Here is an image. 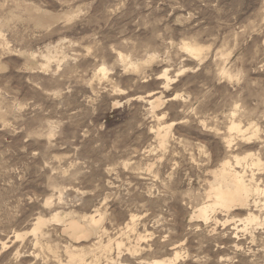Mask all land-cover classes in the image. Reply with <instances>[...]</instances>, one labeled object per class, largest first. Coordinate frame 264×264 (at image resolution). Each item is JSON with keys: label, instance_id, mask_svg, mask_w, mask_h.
Returning <instances> with one entry per match:
<instances>
[{"label": "rangeland", "instance_id": "rangeland-1", "mask_svg": "<svg viewBox=\"0 0 264 264\" xmlns=\"http://www.w3.org/2000/svg\"><path fill=\"white\" fill-rule=\"evenodd\" d=\"M226 160L261 195L191 221ZM262 189L264 0H0V264L98 240L116 264H264ZM56 213L103 215L101 237L75 243Z\"/></svg>", "mask_w": 264, "mask_h": 264}, {"label": "bare ground", "instance_id": "bare-ground-1", "mask_svg": "<svg viewBox=\"0 0 264 264\" xmlns=\"http://www.w3.org/2000/svg\"><path fill=\"white\" fill-rule=\"evenodd\" d=\"M182 48H183V46H182ZM184 48H186L193 55L194 54H197V53L199 54L200 53V50H201L200 49V46L198 47V46L191 45V44L185 45ZM50 56H52V55H50ZM123 56H124V54H123ZM50 58H52V57H50ZM47 59H49V58H47ZM123 59H124V57H123ZM47 61H50V60H47ZM162 75H163V73H162ZM163 76H165L166 83L168 84L171 81V79H170L169 75L167 74V72H165ZM148 101H150L151 107L153 109L154 108L156 109V107H158L162 103L161 102L162 99H161L160 96L151 97V98L148 99ZM153 112H154V110H153ZM153 114H155V113H153ZM231 124H232L231 129L233 131L236 130L238 132H243V129H242L241 125H239L238 123H235V122H233ZM168 127L169 126H167V128ZM168 129H170V127ZM168 129L166 131H164V132L160 131V129H159V132H158V135L160 136V142L163 145H165V142H166V138H167L168 131H169ZM252 133H254V132H252ZM252 135H254V134H252ZM159 136H157V138ZM236 159H237V164H239V165H241L243 163V161L247 160L245 157L244 158H241L239 156L236 157ZM243 170L242 171L237 170L230 163V161H228V160L223 161L222 164L220 165V167H218L216 170L213 171V180H211L210 189L208 188L209 189V192L206 194L207 195V200H205V202L203 201V203L194 211V214L192 215V217H191L190 220L191 221H193V220H199V221H203V223H205V224H208L211 220L219 221L217 219V217H216V214H217V212L219 210L229 212V211H231L232 209H235V208H244V207L249 206V203H250L251 198H252L251 196H253L254 194H258L260 192V189L257 188L256 186H254L255 184L254 185L252 184L253 183V180H255V177L256 176L254 177V175L251 174L252 177L249 178V179H247V175L245 174L246 172H243ZM247 174H249V173H247ZM262 190H264V189H262ZM258 201H260V200H258ZM260 204H261V202H260ZM256 205H258V204H256ZM259 210H260V208H259ZM66 215L67 216L68 215L69 216H73L72 214H69V213L68 214L65 213L64 215H63V213H56L54 216H52L51 219L52 220H55L54 221L55 223L56 222L57 223L58 222L61 223L62 228H63V232L62 233H64L65 236H68L71 240L75 241V243H78L81 240H90V238H92V237H94V238H98V236H99V238L101 237L100 233H102L101 232L102 231V223H103L102 222V219H104L103 218V215H100L99 219H97L95 217V215H92V214H84L80 218H73L72 220H64L63 219V216H66ZM246 219H247V222H249V223L258 222V216H256L255 214L253 215V213H252V215L249 218H246ZM246 219H245V221H246ZM227 220H225V222ZM49 221H50L49 219H47V218H45L43 216H38L37 219L35 220L33 226H32V230H31L32 233H34L35 235H37L38 233H41L43 231L44 226L47 225V223ZM51 222L53 223V221H51ZM225 222L222 223V224H226ZM259 226L261 227V225H259ZM132 228L134 229V227H132ZM236 229H238V228H236ZM213 231H214V229H213ZM248 231L246 230L245 232H248ZM245 232H244V234H245ZM25 234H27V232L24 233V234L18 233L17 234V238L18 237H22ZM46 234H48V233H46ZM49 234H51V233H49ZM251 234H253V233H251ZM144 238H146V235H145ZM250 238H251V236H250ZM49 239H50V237H49ZM38 241H40V240H38ZM38 241H37V243H39ZM110 241H108V242H110ZM101 243H102V240H98V241H96L92 245L93 248L90 247L89 249L84 248V247L79 249V247H77V246L75 247L74 245H72V243L71 244H67L65 246V252H66V254L68 255V258H69L68 261L67 262H62V261L58 260V261H60L59 263H53V264H101L102 263L101 262V259L103 258L102 256H104V255L106 256L105 258L107 259L106 264H116V261L117 260L115 261L114 258H112L113 256L112 257H109V256L106 255L107 252H111L113 250L112 249V246H111V243L110 244H107L106 243L105 245H100ZM235 245L239 248V246L237 244H235ZM3 246H5V242L3 243ZM122 246H123L122 242H119L118 241L117 250L119 251V253H120V251L122 249ZM236 246H235V248H236ZM175 248H177V247H175ZM55 249L57 250L58 248H55ZM97 249L99 251H101V252L103 251L101 255H98L97 254L98 252L96 253V250ZM137 251H138V249H134V252H137ZM174 252H175L174 256H166V257L154 258V259L148 260L146 264H177V262L179 260H181L183 254L181 252H179V250H177V249ZM131 253L133 254V250L132 249H131ZM50 254H51V252H50ZM58 254L60 256V253H58ZM201 255H202V253H201ZM89 256H91V260L90 261L88 259ZM120 258H121V256H120ZM184 259H186V258H184ZM202 259H204V258H202ZM118 264H121V263L119 262Z\"/></svg>", "mask_w": 264, "mask_h": 264}]
</instances>
